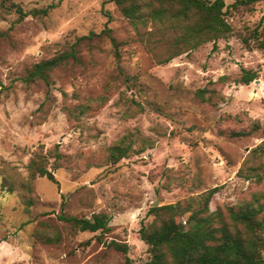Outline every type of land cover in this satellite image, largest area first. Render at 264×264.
I'll use <instances>...</instances> for the list:
<instances>
[{"label": "rangeland", "instance_id": "1", "mask_svg": "<svg viewBox=\"0 0 264 264\" xmlns=\"http://www.w3.org/2000/svg\"><path fill=\"white\" fill-rule=\"evenodd\" d=\"M17 7L50 12L21 18ZM228 21L231 38L164 64L174 38L141 40L110 0H0V264H145L140 231L152 208L186 207L215 188L212 211L264 194V156L254 155L264 144V51L239 38L264 30V3ZM61 55L69 60L49 83L26 81ZM242 69L258 80L238 84ZM205 88L216 92L206 102ZM125 140L147 151L111 164ZM57 146L59 185L32 180L33 157ZM101 213L109 231L60 219Z\"/></svg>", "mask_w": 264, "mask_h": 264}, {"label": "trees", "instance_id": "2", "mask_svg": "<svg viewBox=\"0 0 264 264\" xmlns=\"http://www.w3.org/2000/svg\"><path fill=\"white\" fill-rule=\"evenodd\" d=\"M110 2L118 7L141 40L150 41L158 33L174 38L171 54L162 62L167 64L174 58L209 43H214L216 48L217 42L229 39L234 34V28L228 21V13L232 10H250L253 6L264 3V0H237L231 6H227L225 0ZM17 12L21 18L29 15L48 16L50 9L35 10L25 15L23 9L17 7ZM239 38L247 50L264 51V30L250 35L243 34ZM112 41L118 47V43L114 39ZM68 60L69 56L61 55L37 64L29 72L26 81L44 80L49 83L50 73ZM257 80L256 72L242 69L236 82L250 85ZM215 94L214 89L205 88L197 92V98L206 102ZM147 148L145 141L137 147L136 142L125 140L109 150L108 161L117 165L135 154L145 153ZM254 155L264 156V144L254 151ZM52 157L55 160L51 166ZM61 159L58 146L49 154L37 153L29 165L31 179L46 178L59 185L56 171L60 168ZM219 191L220 188L209 190L200 195L197 201L191 199L186 207L178 203L152 208L150 215L154 217V222L143 225L140 231L151 255L145 264H264V194L249 203L212 211L211 204ZM60 219L79 231L92 233L109 231L111 223V218L106 213L92 218L62 215ZM55 240L57 238L47 239L49 242ZM113 246L117 250L128 252L125 245L113 243ZM127 264L131 263L128 261Z\"/></svg>", "mask_w": 264, "mask_h": 264}, {"label": "water", "instance_id": "3", "mask_svg": "<svg viewBox=\"0 0 264 264\" xmlns=\"http://www.w3.org/2000/svg\"><path fill=\"white\" fill-rule=\"evenodd\" d=\"M156 206V205H155Z\"/></svg>", "mask_w": 264, "mask_h": 264}]
</instances>
